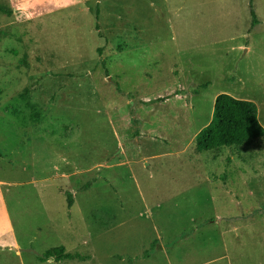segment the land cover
I'll return each instance as SVG.
<instances>
[{
	"label": "rangeland",
	"instance_id": "obj_1",
	"mask_svg": "<svg viewBox=\"0 0 264 264\" xmlns=\"http://www.w3.org/2000/svg\"><path fill=\"white\" fill-rule=\"evenodd\" d=\"M11 1L0 264H264V135L194 140L219 93L264 128V0Z\"/></svg>",
	"mask_w": 264,
	"mask_h": 264
},
{
	"label": "trees",
	"instance_id": "obj_2",
	"mask_svg": "<svg viewBox=\"0 0 264 264\" xmlns=\"http://www.w3.org/2000/svg\"><path fill=\"white\" fill-rule=\"evenodd\" d=\"M251 26L257 23L250 0ZM264 128L258 121L257 107L253 101L234 98L226 93L216 95L213 102L212 118L195 135V151L218 150L226 145L239 144L243 141L261 137ZM68 195L69 205L72 202ZM64 247L57 246L37 254L40 261L50 258L60 261L69 256L63 253Z\"/></svg>",
	"mask_w": 264,
	"mask_h": 264
},
{
	"label": "crops",
	"instance_id": "obj_3",
	"mask_svg": "<svg viewBox=\"0 0 264 264\" xmlns=\"http://www.w3.org/2000/svg\"><path fill=\"white\" fill-rule=\"evenodd\" d=\"M11 6H12L11 0H0V8H2L3 10L5 9L6 11H8L9 9H7V8H9Z\"/></svg>",
	"mask_w": 264,
	"mask_h": 264
},
{
	"label": "clouds",
	"instance_id": "obj_4",
	"mask_svg": "<svg viewBox=\"0 0 264 264\" xmlns=\"http://www.w3.org/2000/svg\"><path fill=\"white\" fill-rule=\"evenodd\" d=\"M49 264H51V261L49 262Z\"/></svg>",
	"mask_w": 264,
	"mask_h": 264
},
{
	"label": "water",
	"instance_id": "obj_5",
	"mask_svg": "<svg viewBox=\"0 0 264 264\" xmlns=\"http://www.w3.org/2000/svg\"><path fill=\"white\" fill-rule=\"evenodd\" d=\"M34 253H36V252H34Z\"/></svg>",
	"mask_w": 264,
	"mask_h": 264
}]
</instances>
